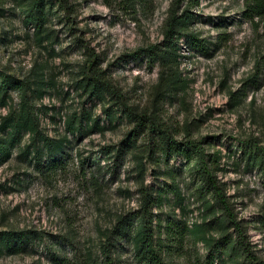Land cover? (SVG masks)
<instances>
[{
    "label": "rangeland",
    "instance_id": "rangeland-1",
    "mask_svg": "<svg viewBox=\"0 0 264 264\" xmlns=\"http://www.w3.org/2000/svg\"><path fill=\"white\" fill-rule=\"evenodd\" d=\"M62 1L67 9L56 10L47 25L53 43L35 39L32 27L22 25L12 0L0 3V70L24 79L38 71L45 73L51 86L35 103L48 107L41 114L43 126L53 134L55 126L63 127L59 118L82 105L101 115L99 101L81 102L82 94L75 86L83 71L90 74L91 68L101 69L125 101L137 105L162 127L177 134L188 130L208 140L211 149L221 151L218 176L226 182L227 194L238 217L247 224L256 252L264 257L260 221L264 183L257 168L245 169L241 162L242 142L264 144V17L248 16L245 0H186L194 17L189 31L204 40V48L180 38L177 73L185 85L163 98L156 87L159 67L148 66L137 50L161 43L171 0ZM54 6L56 3L51 8ZM11 93V101L17 103V93ZM7 111L8 106L0 105V117ZM130 127L124 119L104 133L92 132L75 151L68 149L73 159L49 174L35 170L15 149L11 159L0 165V230L36 229L50 237L71 230L81 245L95 243L98 230L110 226L118 212L137 206L136 175L128 154L119 174L112 179L105 174L100 188H95L88 175L84 177L79 159L103 144H117ZM180 162L177 157L169 160L175 168H181ZM158 170L147 163L144 183L156 187L166 181L157 175ZM183 171H179L181 185L193 209L190 219H199ZM154 211L161 213L160 209ZM65 253L71 257L73 252L68 249ZM125 258L135 264L132 253ZM0 264L51 263L39 248L37 253L0 255Z\"/></svg>",
    "mask_w": 264,
    "mask_h": 264
},
{
    "label": "trees",
    "instance_id": "trees-1",
    "mask_svg": "<svg viewBox=\"0 0 264 264\" xmlns=\"http://www.w3.org/2000/svg\"><path fill=\"white\" fill-rule=\"evenodd\" d=\"M12 1L20 12L22 25L32 27L35 39L53 43L52 31L47 26L50 16L68 5L62 0ZM245 1L248 16L264 17V0ZM186 2L171 0L161 43L137 50L144 54L148 66L159 67L156 87L163 98L173 96L185 85L177 73L180 38L204 48V40L189 31L194 17ZM55 3L54 10L51 5ZM90 71L80 73L75 86L82 94L81 102L94 98L99 101L101 115L93 107L82 105L60 117L63 127L59 130L55 126L52 134L41 121L47 105L35 104L51 86L45 73L38 71L32 78L24 79L0 70V105L8 106L7 113L0 117V165L10 160L17 149V155L27 164L49 174L73 159L68 149L75 151L92 132L104 133L115 127L116 121L125 119L131 127L123 138L117 144H103L96 152H88L79 159V167L84 177L88 175L89 182L100 188L103 176L116 177L129 154L136 175L138 204L118 212L110 226L98 230V239L91 244L81 245L71 230L51 237L36 229L0 230V255L37 253L41 248L51 264H129L125 258L129 252L135 264H264V257L249 239L247 224L238 217L227 194L226 182L218 176L221 151L211 149L208 140L188 130L177 134L162 127L161 122L138 110L137 105L125 101L123 93L102 76L101 69ZM11 91L17 93V103L11 101ZM241 144L243 167L257 168L264 183V144L254 140ZM75 154L80 155V151ZM172 157L180 158V165L183 164L181 168L189 179L184 185L195 196L199 219H190L193 209L181 185V168L169 164ZM147 163L156 166L157 175L164 176L166 181L156 187L144 183ZM154 209H160L164 217ZM260 221L264 225V216ZM68 249L73 252L71 257L65 253Z\"/></svg>",
    "mask_w": 264,
    "mask_h": 264
}]
</instances>
